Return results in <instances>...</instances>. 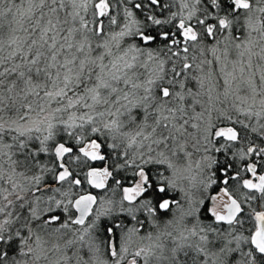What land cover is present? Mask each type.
Wrapping results in <instances>:
<instances>
[{"label":"snow or ice","instance_id":"obj_1","mask_svg":"<svg viewBox=\"0 0 264 264\" xmlns=\"http://www.w3.org/2000/svg\"><path fill=\"white\" fill-rule=\"evenodd\" d=\"M0 264H264V0H0Z\"/></svg>","mask_w":264,"mask_h":264}]
</instances>
